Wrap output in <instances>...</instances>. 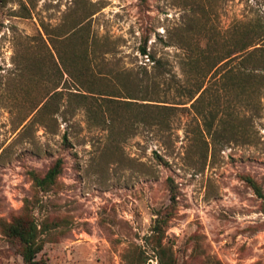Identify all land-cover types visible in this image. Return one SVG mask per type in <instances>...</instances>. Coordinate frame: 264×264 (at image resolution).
I'll use <instances>...</instances> for the list:
<instances>
[{
  "label": "rangeland",
  "instance_id": "rangeland-1",
  "mask_svg": "<svg viewBox=\"0 0 264 264\" xmlns=\"http://www.w3.org/2000/svg\"><path fill=\"white\" fill-rule=\"evenodd\" d=\"M244 26L264 0H0V221L34 217L47 264H160V213L166 262L264 264V41L206 74Z\"/></svg>",
  "mask_w": 264,
  "mask_h": 264
},
{
  "label": "trees",
  "instance_id": "trees-1",
  "mask_svg": "<svg viewBox=\"0 0 264 264\" xmlns=\"http://www.w3.org/2000/svg\"><path fill=\"white\" fill-rule=\"evenodd\" d=\"M239 33L240 38L238 40V44L236 46L235 51L229 54L218 55L213 58H210L211 61L209 62V67L207 68L206 74L212 71L213 74H215L219 67L227 64L233 57H243L242 59H244V56H242L244 53H248L250 51V48L252 47L256 49L257 47L255 46L260 44L261 41H264V31L261 30H257L252 33L248 29V26H244ZM140 51L142 54L154 58V60L156 61V69L161 70L163 68L162 59H156L154 56H151L149 54L148 38H146L141 44ZM159 75L163 76L165 75V72H160ZM180 89L182 91H185V85L182 84L180 86ZM205 90L206 89H204V84L199 83L196 90L194 91L195 93L192 95L191 98L193 99L198 93H203ZM61 172L62 162L61 160H58L52 167H50V169L44 175L33 173L34 183L41 191H48L49 188L56 183V180L61 174ZM248 182L251 184L258 196L264 198V194L261 188L259 187L258 183L251 177H248ZM170 217V214L162 215L160 213L158 215V218L156 219L153 228L152 238L155 239L157 245L156 247L161 251L160 264H171L170 262H166L164 260V256L162 255V251L164 250L163 238L165 233V227L168 221L170 220ZM0 226L2 228L3 234L8 239L19 245L20 254L23 258L24 264H47L45 259L38 258V255L44 249L45 242L41 236V229L39 228V225L34 217L28 214L19 215L13 218V220L11 221H0Z\"/></svg>",
  "mask_w": 264,
  "mask_h": 264
}]
</instances>
